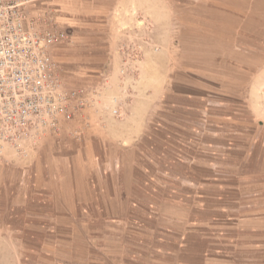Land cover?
<instances>
[{"label": "crops", "instance_id": "0c3cea01", "mask_svg": "<svg viewBox=\"0 0 264 264\" xmlns=\"http://www.w3.org/2000/svg\"><path fill=\"white\" fill-rule=\"evenodd\" d=\"M118 1L48 0L70 35L59 60L108 82L59 136L0 159V223L70 264H264V0L210 11L222 34L169 24L127 59Z\"/></svg>", "mask_w": 264, "mask_h": 264}, {"label": "built area", "instance_id": "2783aa9c", "mask_svg": "<svg viewBox=\"0 0 264 264\" xmlns=\"http://www.w3.org/2000/svg\"><path fill=\"white\" fill-rule=\"evenodd\" d=\"M35 1L0 0V159L21 160L59 136L63 125L94 107L108 82V76L98 86L64 80L54 52L69 35L51 14L31 6ZM73 135L80 143L79 130Z\"/></svg>", "mask_w": 264, "mask_h": 264}, {"label": "rangeland", "instance_id": "374dc122", "mask_svg": "<svg viewBox=\"0 0 264 264\" xmlns=\"http://www.w3.org/2000/svg\"><path fill=\"white\" fill-rule=\"evenodd\" d=\"M230 1L234 3L235 0ZM101 3L102 1H99V4ZM118 3H116V7L119 8V11L117 10L114 15L112 13L113 19H110L112 17L110 16L111 13L107 16L105 15V18L106 20L110 19V22L108 20L106 23H114L118 27L120 34L118 35L117 43L120 45L119 50L125 56V59H127L126 55H135L139 52L137 46L140 40L143 41L142 43H146L149 48H154L152 46L157 40H160L159 42L164 41L165 35L167 34L165 29L169 24L172 30H178L176 33V39L178 40L180 37H186L189 31L192 32L191 19H195L196 21L194 27L205 29L207 34L216 35L223 33L220 30L222 28L220 24H222V18L224 17L210 15V11L218 12L226 3V0H147V10H149L147 13L150 15H140L136 12L138 6L137 0H131L128 6L131 11L123 7L125 5H123L122 0H119ZM31 6L51 14L60 23L55 16V5L49 3L48 0L35 1ZM154 11L157 13L152 15L150 12ZM197 21L200 23H197ZM214 24L216 26H211ZM156 25H159L161 30L156 31ZM140 29L143 31L142 33L138 31ZM124 30H129L131 34H124ZM252 34L256 33L244 32V36H252ZM107 38L109 40V36ZM69 41L70 35L67 42L60 46L69 44ZM58 47L54 52V56L62 67L64 80L72 86H78V66L70 69L69 65L61 62L57 56ZM129 59L131 58L129 57ZM127 67L128 64L124 68L127 69ZM88 70H90L89 67ZM81 85L93 84L90 82H81ZM20 227H25V225L0 223V264H70L69 261L65 260L64 256H60L57 253L55 255L43 254L40 242L32 238H27V234H19L15 231ZM20 235L22 239H19ZM132 264L135 263L132 262Z\"/></svg>", "mask_w": 264, "mask_h": 264}]
</instances>
